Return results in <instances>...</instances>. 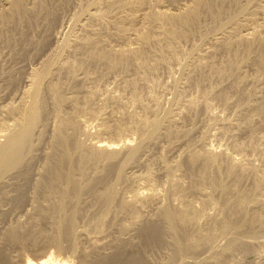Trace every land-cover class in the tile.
Returning <instances> with one entry per match:
<instances>
[{"label": "bare ground", "instance_id": "1", "mask_svg": "<svg viewBox=\"0 0 264 264\" xmlns=\"http://www.w3.org/2000/svg\"><path fill=\"white\" fill-rule=\"evenodd\" d=\"M28 1L2 0L0 7V37H3L4 41L8 38L5 30L10 25H20L18 27L24 31L23 27L21 29V24L27 22L29 16L34 18V23L39 20L48 21L50 12L55 10L52 7V9L50 8L51 11H49L50 9L48 10L47 8L51 4L46 7L47 3H44L43 0H34L33 7H29ZM47 1L45 0V2ZM65 1L67 0L63 2ZM82 1L80 0L79 2L81 3ZM160 1L90 0L79 11V14H76V17L74 15L75 18L73 17L72 19L73 24L79 25V31H73L74 33H70V36L67 34V38L62 36L63 38L59 39L60 37L58 36V40H60L58 42V52L56 50L57 53L54 52L55 55H51L52 57L42 68L38 66L31 69L30 72L28 71L29 73L26 76L28 87L23 91L17 104L7 105V108L4 109L9 118L0 120V137L4 138L2 141L0 140V201L6 202L8 200L7 202L10 201L11 206L20 205L18 202H22V198L26 196L25 189L21 186H14L16 194L11 196L9 192L13 186L9 183V177L16 173L24 175V172L26 173L27 171L23 167L25 165L28 166L31 157L34 156L36 158V151L41 148L43 141L48 139L50 150L45 155L43 171L39 172L40 178L34 184L36 193L47 204L39 207V219L35 218L36 215L33 216L32 221L29 219L32 225H28L26 222L21 223L22 221L19 223L18 221L5 230V233H1L4 234L2 239H5V241L19 243V240L21 241L24 237V240L29 238L30 240L28 239L27 241L35 244L37 240L40 241L41 239L43 242L40 243H54L61 249L63 239H65L64 242L67 239L72 250H78L77 248L80 247L81 258L78 264H154L156 263H152L154 259H151L152 261L150 262L149 258H152L149 257L150 252L155 251L156 248L166 247L167 249L172 247L170 252L173 253H170L169 257L168 255L166 256L167 253H164L168 258L165 261L164 259L161 260L163 261L161 263L158 259V264H224L236 252H244L247 255L256 251L252 249V247L254 248L253 242L248 241L249 239L244 240L243 236L241 238L238 235V238L234 234H246L245 237L254 236L258 238L257 235L264 233V179H258V177L251 184L248 183L251 185L249 188L246 186L247 184L245 185L247 188L243 186L246 177L252 173L255 174L254 172L258 167L252 164L251 161L247 163L242 160V162L237 160L234 155H226V151L218 153L213 147H210L211 145L201 150L188 146V148H184L185 150L180 149L181 151H177L175 160L169 159L170 161L168 162L158 154L161 157L158 160L155 159L157 161L156 164L159 167V172L166 178L164 187H159L155 184L156 174L154 175L153 170H149L150 164L155 162L149 156L153 147L156 144V147H158L160 141L165 140L167 145H161L160 149H157L167 151L170 154L175 150L179 140H185L191 130H183L181 125L176 124L177 122L175 123L172 120L169 110L164 111L163 109V112H161L159 108L161 103L157 99H150V103L144 102L146 100L140 97L144 91L141 92L142 89L140 90L141 86L139 83H143L144 79H152L159 64L163 62L165 64L167 60L171 63L170 59H175L181 66L183 78L187 83L191 79L197 80L193 79L195 76L196 78L199 77L201 85H203V81L211 83L215 78L219 81L222 79V82L220 81L221 85L217 84L215 87H218L214 89L212 88L214 86L209 87L210 91H208L207 86L212 84L208 85L205 82L208 90L201 92V95L209 96L212 91L216 90V93L214 92L216 96L212 93L214 97L217 98L218 96L227 105L231 102L228 103L224 94L229 93V87L238 90H231V92H236L235 94L239 92L240 94L239 90L244 86L242 84L252 79L257 84L258 89L253 91L255 93L252 96L249 95L251 93L250 90L245 91L243 89L245 93L250 92L247 97L248 101L245 98L247 101L245 105L242 101L243 97L241 100L237 95L240 100L237 105H240L241 101L243 102L241 114L237 113L241 116L239 126H243L246 129L245 131L251 134L255 125L262 123L255 122L253 115L264 112V25L251 27V32H246V30L242 32L243 28L241 26H238L239 28L235 26L234 28V24L232 26L227 25L231 24L232 21H236V19L239 21L246 10L247 6H244V4L243 6L239 5L241 0H192L184 10H180L181 12L179 11L178 13H172L166 8L161 9L160 3L162 2ZM213 1L218 6L216 12L211 9ZM70 2L72 3L69 0V4ZM157 2L160 8L156 7L158 9H155L153 6ZM52 3L54 5L57 2ZM57 11H60V8ZM201 11L202 13H209L211 17L209 23L215 31H213L214 29L212 30L213 32L209 31V33H213L209 36L206 31L207 35H201L200 37L201 32L204 34L205 30H209V23L207 21V29L204 31H201L200 27L202 26L198 24L199 27L197 26V29H200L199 31L201 32L197 34L203 39H200V44H193L194 47L190 44L193 47L191 52L189 51L190 55L186 52L188 56L180 58L182 53L179 51L181 48L179 44L181 42L179 43L178 40L189 41L191 35L189 33L194 31L188 26H192L193 23L197 25L198 19L202 18ZM56 12H53V14L58 13ZM199 13L201 15L198 18ZM222 13L228 14V22L223 23L222 20H218L219 17L221 19ZM55 14L53 15L54 17ZM262 14H264V11ZM56 16L61 17V14ZM207 17L209 16L207 15ZM53 20L55 21V18ZM238 21L235 24L240 23ZM50 27H52L51 24ZM187 28H189L188 33ZM192 28L194 27L192 26ZM24 32L27 33L28 30ZM26 33L24 34L26 35ZM195 34L192 35L194 36ZM23 38L26 37L24 36ZM3 40L2 42H4ZM16 40L18 41V39ZM9 41L10 39L7 42ZM24 42L26 43L24 45L27 46L28 41ZM22 43L21 45H23ZM6 44L8 45V43ZM12 45L15 47V44L12 43ZM10 48L12 49V47ZM12 52L13 54H11L14 55V49ZM70 57H74L75 61ZM93 67H101L103 69L100 68L102 72H99L101 74L100 77L92 74ZM249 67L252 72L254 69L253 77L250 76L253 73L249 74V71H247ZM117 70H119L120 74L121 72L124 74L120 75L122 78H116L117 82L121 83V87L124 84L122 88L125 91L130 89L133 92H130V94L134 96V99L138 98L135 101L132 97V103L134 102L137 105L136 103L140 102V98L143 100V102H140L143 111L141 109L138 113L127 109V105L120 101L121 95L119 93L116 94L117 92L114 93L115 91L113 93L111 91L110 94L107 93L108 95L105 94L106 96L101 98L102 103L100 105L94 103L96 86L100 85V81L105 80L112 72H117ZM96 71H93L94 74H98V71L95 73ZM7 73L11 74L10 71ZM226 77L228 82L223 80ZM211 78L213 79L211 80ZM232 78L234 81H229ZM64 79H67V82L68 79H71L70 81L78 80V82L81 80L83 81L82 83H90L92 85H89L92 89L85 90L86 102L84 101V106L82 101V104L81 102L79 103V97L77 93L74 94V90H67ZM12 80L15 81V79ZM141 80L142 82H140ZM223 81L227 84L224 85ZM191 83L193 82L191 81ZM145 84L148 85L146 82ZM118 86L120 87V85ZM197 89L200 90V88ZM243 90L242 92H244ZM201 91L203 90L201 89ZM148 93L149 91L146 93L147 96ZM198 93L200 94V91ZM150 96H153V94H150ZM194 99L186 100V103L184 102L185 107H183L185 109L179 110L180 113L187 114L195 104L198 105ZM79 104L82 106L80 107ZM66 107L75 108L76 111L65 115L63 110ZM86 114L96 117L95 126H97L96 128L100 134L102 132L112 133L121 136V138L118 140H95V138L94 141L91 140L89 143L81 140L79 134L88 133V125L87 123L86 125L84 124L82 118ZM189 114L192 115L190 112ZM183 118L185 119V117ZM92 122L94 123V121ZM220 122V133L229 138L234 144V134L231 133V128L234 127V124L228 119H223ZM263 124L261 125L263 126ZM183 128L185 129V126ZM133 131L139 134L138 144L133 143L130 135L127 134ZM125 134L127 136L123 137ZM234 146L239 147L240 145ZM260 152L262 156L260 158H263L264 161V150L258 153ZM225 155L227 157L225 159L222 158ZM221 158L226 162L225 176L227 177V183L222 180L224 184L217 181V174L215 175V170H217L215 169L216 163ZM182 162L183 165L186 164L188 166L191 179L196 178L198 183L202 185L203 183L210 184L214 188H212L214 193L206 192V188L204 189L202 186L197 187L198 183L193 184L192 182V184L187 185L181 175L174 173L177 168L183 166ZM131 166H145L149 167V169L139 175L137 174L138 176H129L126 173V169ZM258 171L259 169L257 173ZM219 172L221 173V171ZM25 177H27V173ZM252 179L248 180L247 178L249 182ZM123 180L135 184L128 196L122 195L118 190L119 188L117 189L115 185V183L123 182ZM7 187H10V191H8ZM85 194L91 198L92 204L98 203L99 205L104 203L106 205L102 217L104 218V224L114 211L121 215L115 217L114 220L108 219L110 223L107 222V224L109 223L111 234L110 231L105 230L103 227L99 229L101 222L98 225L99 231H96L97 234L92 229L95 233L94 235L76 228L78 226L76 225L78 223L75 217L76 213L71 206L70 210L72 209V211H70L68 205L77 204V201L80 202L81 197L83 200ZM197 194L201 195L202 199V206L198 208L189 200L190 195ZM216 195L219 197L220 206H217L214 202L217 198L212 199ZM169 199H175L178 204L172 205V208L170 205L169 208L167 204ZM79 205L81 207V203ZM82 207L84 206L82 205ZM93 207L98 206L95 205ZM208 207L216 212L214 214L207 213L206 209ZM82 211L81 213H83ZM78 212H80V209ZM98 213H101V211H98ZM1 214L3 213L1 212ZM89 215L92 216L91 212ZM77 216H79V213ZM99 216L97 215V217ZM201 218L206 219V221L204 219L206 224L201 225L199 223ZM96 219L98 220V218ZM91 224L90 221V227ZM93 224L96 223L93 222ZM218 235L231 236L227 239L228 242L224 247L216 248L215 250V246L212 243L213 241L215 242V237ZM5 252L0 248V264H67L65 260L61 261L53 254H46V256L35 261L28 258L24 263H18ZM197 253L207 254L204 257H200L202 258L200 261H188L185 259L187 258L185 256H191L190 254H196L195 256H197ZM183 254L185 255L183 256ZM150 255L153 256V254ZM181 255L185 260L180 259Z\"/></svg>", "mask_w": 264, "mask_h": 264}, {"label": "rangeland", "instance_id": "2", "mask_svg": "<svg viewBox=\"0 0 264 264\" xmlns=\"http://www.w3.org/2000/svg\"><path fill=\"white\" fill-rule=\"evenodd\" d=\"M48 1L45 2V0H43L44 3H47L45 5L46 7H47V5H50V4L52 5V6L51 5L48 6L49 8H47V9L48 10L50 8L52 9V7H53V9H55L53 11H51V9L49 10L51 12L49 14L50 16L48 18V21L47 20H41V21L39 20L37 23L35 22L36 23L35 24L34 23V18L32 16H29L28 17L29 21L31 19L32 20L29 22L28 19H27V22L21 24V29L23 27L25 30H28L27 33L24 32L25 30L22 31L23 29L20 30V28L18 27L20 25L15 26L16 24L15 25L12 24L5 30L6 33H7L6 35L8 36V38H6V41L3 40V37H0L1 38L0 39V120L9 118L7 112L4 109L7 108V105L9 106L10 104H17L18 103L17 101L21 97L23 91L25 90V88L28 87L27 86L28 85V81L26 79V76L28 75L27 73H29L31 69L37 68L38 66H40L42 68L49 61L50 57H52L53 55H55V53L58 52V49H59V47H58L59 43L58 42L60 41V40H58V38L59 37H60L59 39H62L63 37L67 38L70 33H74L76 31H79V28H78L79 25L77 24L78 25L77 26L75 23L73 24L72 19H73L74 15L76 17V14L77 15L79 14V11H81V9L84 7V5H87L90 2V0H85V1L83 0L81 2L82 3L81 4L79 2L80 0L79 1L78 0H70V1H72L73 4L71 2L69 4V0H67L68 2L67 1L63 2L64 0H62V1L61 0L60 1H58V0H54V1L53 0H48ZM73 1H75V2H73ZM52 2H54V3L57 2V3L53 5ZM76 2H79V3H76ZM160 2H162V3L164 2L163 4L160 3L161 4V6H160L161 9H165L166 8L167 10L171 11L172 13L173 12L178 13L180 10L181 11L184 10L187 7V5L192 2V0H163V1L161 0ZM33 3H34V0H29L28 1L29 7H31V6L33 7ZM1 4H2V0H0V7H1ZM63 4H64V6H62ZM158 4L159 3L157 2L156 5H154L153 7L155 9L160 8L158 6ZM243 4H244V6H247V8L244 11L243 15L240 17L239 21H238V19H236V21H232L231 24L229 23L227 25H229V26L231 25L232 26L234 24V26H233L234 28H235V26H237V28H239L238 26H241L243 28L242 32H245V30H246V32L247 31L251 32V29H252L251 27L254 28V26H257V25H262V24L264 25V14H262V12L264 11L263 10L264 9V0H257V1L256 0H251V1L241 0L239 5L243 6ZM247 4H249V5H247ZM55 5H57L58 7L55 6ZM211 5H212L211 9L215 10V11H213V10L212 11L216 12V10L218 8L217 4H215V2L213 1V3ZM59 6H61V7H59ZM156 7H158V8H156ZM59 8H60V11H57V10H59ZM247 9H249V10H247ZM53 12H56L58 15L61 14V17H59V16L57 17L56 16L57 14H55V13H54L55 14V17H54L53 16L54 15ZM203 12H205V11H203ZM201 13H202V11H201ZM201 13H199L198 18L200 17ZM206 13L207 12L202 13V15H201L202 18L198 19L197 25H196V23H193V25L191 24L194 28H192V26H190V25L188 26L194 31V32H190L189 33V34H191L190 35L191 42H190V39H189V41H186V40L184 41L182 39L178 40L179 43L181 42L179 45L182 48V49L181 48L179 49V51L182 53L181 54L179 52L181 54L180 58L182 56H184V57L188 56V54L190 55V52H191V50L194 47L193 44H195V45L196 44H200L201 40L203 39V38H200L201 35L205 36V35H207V32H208V36H209V35L213 34L212 33L213 31H215V29L213 28L214 29L213 30L212 26L209 23L210 22L209 20H211L210 19L211 18L210 15H209V13H207V14ZM223 14H225V13L221 14L222 17L223 16L224 17L223 18L221 17V19L219 17L218 20H222L223 23H226V22L229 21L228 20L229 17H228L227 13L225 14L226 16L223 15ZM207 15L209 17H207ZM53 18H55V21L53 20ZM50 19L53 20L55 23L53 21H51ZM49 20H50V23H49ZM207 21H208L209 24L207 23ZM237 21L240 22V23H236L235 24V22H237ZM201 22H202V24H200ZM29 23L31 25L30 27H29ZM52 23H54V24H52ZM241 23L244 26H242ZM50 24H51L52 27H50ZM198 24L200 26H202V27H200L201 31H204L205 29H207L206 26L208 24L209 25L208 26L209 30L208 29L205 30V32L203 34V32L199 31L200 29L199 30L197 29V26L199 27ZM25 25H26V27H25ZM71 25L73 26V28H72ZM29 28H30V30H29ZM187 29L186 30H187V33H188L189 28H187ZM196 29H197V32H196ZM29 31H31V33H29ZM209 31H212V32L209 33ZM20 32H22V33H20ZM199 32H201V34ZM24 33H26V35ZM197 33L200 34V37H199V35ZM22 34H23V36H22ZM29 34H31V35H29ZM63 34H65V35H63ZM192 34H195V35L193 36ZM24 36L26 38H23ZM27 36H29L30 38L27 37ZM192 36H193V38H192ZM31 37H32V39H31ZM8 39H10L9 42H7ZM16 39H18V41ZM2 40L4 42H2ZM13 40H15V41L12 42ZM26 40L28 41L27 42V44H28L27 46H25L26 43L24 42ZM5 42L8 43V45ZM12 43L15 44V47H14V45H12ZM21 43L23 45H21ZM23 46H25V47L23 48ZM10 47H12V49ZM13 49H14V53H15L14 55H12L13 54V52H12ZM56 50H57V52H56ZM183 53H184V55H183ZM70 58L73 59L74 57H70ZM170 60L172 61V62L170 61L171 63H169L168 62L169 60H167L165 64H163L164 63L163 62L162 64H159L157 66L156 72H154V76L152 77V79L148 78L150 82L147 81L148 79H146V80L144 79L143 83H141V84L139 83V85L142 87V88L140 87V90L142 89L141 92L144 91V92L141 93L143 95H140V97L142 99L146 100L144 102H147V103H150V101H151L150 99H157V101L159 103H161V104H159V108H160L161 112H163V109H164V111L165 110H169L171 112L172 120H174L175 123L177 122L176 124L181 125L182 126L181 128L183 130L190 129L191 132L185 138V140L184 139L179 140V142L175 146V150L172 153L169 154V153H167V151H162V150H158L157 149V148L160 149L161 145L162 146L163 145L164 146L167 145L165 140H163L162 142L160 141V144L158 142V144H159L158 147H156L157 144L153 147L154 150L152 149V151H151L149 156L152 157L153 160H155V159L158 160L162 156L163 159H165V161L168 162V161H170L169 159L175 160V157H177V151L179 152V151L183 150L184 148L186 149V148H188V146H190L193 149H200L201 150V149H204L205 147L211 145L210 147H213L218 153H224L226 151L225 152L226 155H234L237 158V160H240V161L243 160V161H245L247 163H248V161L249 162L251 161L252 164H254L255 166L258 167L257 168V170L259 169L258 173H257V170H256L254 172L255 174L252 173L253 175L250 174V175H248L246 177V180L244 181V184H243V186L245 188H247V187L249 188L251 186L249 184H251L253 182V180H255V178L259 177L258 179H264L263 178L264 177V163H263L264 161H263V158H260L261 152L258 153L259 151L264 150V124H263L264 123V112L262 114L261 113H255V115H253V118L255 119V122H257V121H258V123L262 122L261 124H263V126L261 124H256L255 127H257V128L254 127L251 134L249 132L245 131L246 129L243 128V126H241V127L239 126L240 125L239 122H240V119H241V116L239 114H241V109H242L241 106L243 105L242 103L244 102V105H245V103H247V101H248L247 97H248V94L250 92L251 93L249 95H251V96L254 95L255 92H253V91L258 89L257 84H255V82H253L252 79H249L248 81H246L245 82L246 84L245 83L242 84L244 86H243V88L241 87L242 89L239 90L240 94H241L243 89H245V91H249L250 90V92H248V93L246 92L245 93V91L243 90L244 92H242L241 97H240L239 92H237L238 94H235L236 92L233 93V91L231 92V90H235V91H238V90H236L233 87H231L232 89L229 87V89H228L229 93L228 94H224V97L226 98V100H228V103L231 102V103H229L231 105H229V104L226 105V103L223 102L218 96H217V98L214 97V95L216 96V94H215L216 90L214 91L215 93L212 91V93H214V95L212 93H211L212 95L210 94L211 96L210 95L207 96L204 93H202L204 95H201V92H205L204 90H206L207 87L209 89V90L208 89L207 90L210 91L211 90L210 88L212 86H214V87H212L214 89V88L218 87V86L215 87L217 84L221 85L220 81L222 82V79L219 81V80H216L217 78H215V79L211 78V80L213 79L212 82L210 80L211 83H208L207 81H203L202 80L203 81V85L205 84L203 86V85L200 84L199 77L196 78V76H195L193 79H197V80H192L191 79L190 81H188L189 83H187L184 80V78H183L184 75L182 74L183 71H182L181 66L176 62L175 59H170ZM73 61H75V59H73ZM94 68L95 67H93V69L91 68L92 69V74L93 75H97V76L100 77L101 74H99V72L102 73L101 72L102 68L101 67H97L95 69ZM246 69H248V68H246ZM250 69L251 68L249 67V69L247 70V71H249V74L254 72V69H253V72L251 71L252 69L251 70ZM96 70L98 71V74H94L93 71H96ZM204 70H206V69H204ZM8 71H10V73L12 75L8 74L7 73ZM97 71L95 73H97ZM118 71L119 70H117V72H114V73L112 72L110 76L107 75L108 77L106 76L107 78H105V80H103L104 79L103 78L102 79L103 81H100V85L96 86V92L94 93L95 94L94 95L95 96L94 103L96 105H100L102 103L101 98H104L106 95L110 94L111 91H112V93L115 91L114 93L117 92L116 94L119 93L121 95L120 101L123 104L127 105L126 106L127 109H129L130 111H136L138 113H139V110H141V109L143 111V108L141 107V104H140V102H143V100L140 98V102L136 103L137 105H135L134 102H133L134 103L133 104L132 103V97L134 99V96H131V94H130V92H132V91H130V89H127L125 91V89L122 88L124 86V84H122V87H121V83H119V81L117 82L116 78L117 79L122 78V76H120V75L123 73V72H121V74H120V72H118ZM205 73H206V71H205ZM122 75H124V74H122ZM80 76H82V75H80ZM250 76L253 77L254 73L252 75L250 74ZM228 78H230V77H228ZM249 78H251V77H249ZM12 79H15V81H13ZM64 80H65V82H64ZM64 80H63V82H64L65 87L67 88V90H71V91L74 90V94L77 93V95L79 97V103L82 101L83 104H82V102H81V104L84 106V104L86 102V100H85V92L86 91L85 90L86 89H92V87H90L92 85L90 83L89 84L88 83H82L83 81H81V80L79 82H78V80L77 81L76 80L70 81L71 79L70 80L68 79V82L66 81L67 79H64ZM223 80L224 81L226 80V82H228L227 81V77L224 78ZM230 80H231V82L234 81L233 78L229 79V81ZM152 81H154V82H152ZM191 81L193 83H191ZM196 81H198L199 83L196 82ZM140 82H142V80ZM145 82L148 85H146ZM205 82H207L208 85H211V84L212 85L211 86H207V83H205ZM214 82H216V83H214ZM217 82H219V83H217ZM116 83L118 85H120V87L122 89ZM149 83H150V85H149ZM226 84L227 83L224 82V85H226ZM142 85L145 86V87H143ZM228 85L231 86L230 83H228ZM146 86H147V88H146ZM197 88H200V90H198ZM123 89H124V91H123ZM201 89L203 91H201ZM148 91H149V93H148V96H147L146 93ZM199 91H200V94L198 93ZM225 93H227V92H225ZM150 94H153V96H150ZM230 95H232V96H230ZM237 95H238L239 99H241L243 97L242 98L243 100L241 99L243 102L241 101V103H239L240 105H237L238 104L237 102H240V100L238 99ZM242 95H244L245 97L242 96ZM142 96H145V97H142ZM154 96H156V97L154 98ZM204 96L208 97V98H206L207 101H206ZM228 97H231L232 99L228 98ZM245 98H246L247 101L245 100ZM191 99H194L197 102V104H198V105L195 104L194 107L189 111L192 115H190L189 112L187 114L180 113V111L185 109V108H183V107H185L184 106V102L186 103V100L188 101V100H191ZM219 99H220V101H219ZM135 101H137V100H135ZM138 103H139V105H138ZM81 104H79L80 107L82 106ZM138 106H139L140 109L138 108ZM238 106H240L239 107L240 109L238 108ZM193 109H194V111H193ZM106 110H108V108H106ZM63 111H64L63 114L66 115V114H69V113H73L76 110H75V108L73 109L71 107H66L65 110H63ZM142 111H140V112H142ZM178 113H179V115H178ZM237 113H239V114H237ZM181 115L183 117H185V119ZM82 118H83L84 124L86 125V123H87V125H88V133L87 134H86V132L80 133L79 134V138L81 140L86 141L87 143H89L91 140L94 141L95 138H96L95 140H97V139L118 140V139L121 138V136H118V135L112 134V133H103L102 132L100 134L98 129L96 128L97 126H95V123L97 121V120H95L96 117H93L92 115L90 116V115L86 114V116L85 117L82 116ZM223 119H228L229 121H231L232 124H234L233 125L234 127L231 128V133L234 134L233 136H234L235 143H237L238 145L235 144V143L232 144V142L230 141L229 138L225 137L224 135H222L220 133L221 124H222V122H220V121H222ZM92 121H94V123ZM184 126H185V129L183 128ZM84 127H86V126H84ZM127 134L130 135L131 139L133 140L132 141L133 143H136V144L139 143V141H138L139 140V136H138L139 134L136 131L129 132ZM127 134L123 135V137L127 136ZM248 134H250V135H248ZM251 136H253V137H251ZM3 139H4L3 137H0L1 141ZM47 142H48V139L43 141V143L41 144V148L39 150H37L36 153H35V157L36 158H34V156L31 157V159L29 160L30 164L28 163V166L25 165L23 167V169L27 171L26 172L27 173V177H25L26 176L25 172H24V175H18V173H16L17 175L13 174V175H16V176L12 175V177H9V183H10V185L13 186V187L10 186L12 188L11 191H10V187H7L8 191H10L9 194L11 196L15 195L16 194V190L14 192V188H15L14 186H16V187L17 186H21L22 188L25 189L24 191H25L26 194L25 193L24 194L26 196H24L25 198L23 197L24 199L22 198V202L23 203L21 201L18 202L20 205L17 203L19 206H15V205L11 206L12 204L10 203V201L7 202L8 200L6 202L5 201H2V202L0 201V210L3 213V214H1V212H0V214H1L0 215V237H1V239H2V237H4V236H2L4 234H1V233H5L6 232L5 230H7L12 224H14V223H16L18 221L20 223V221H22L21 223L26 222L29 225V224H31V222H29V219H31V221H32V218H33L34 215H36V217H35L36 219H39L40 218V215H39V212H38L39 211V207L47 204L46 201L42 200V197L38 193H36L37 192L36 188L34 189V187H36L34 184H36V182L40 178V173L39 172L43 171V166H44V162H45V160H44L45 159V155H46L47 151L50 150L49 149L50 147H48L49 146V142L48 143ZM192 145H193V147H192ZM234 145H236V146L240 145V146L239 147H235ZM165 152H166L167 156H166ZM162 153H164V155H162ZM158 154L161 155V156H159ZM226 155L223 156L222 158L225 159L227 157ZM164 156H165V158H164ZM222 158H221V160L218 159V161L216 163L215 169H217V170H215V175L217 174L216 175L217 178H218L217 181H219L220 183L222 182V184H224L225 181L227 183V180H226L227 177L225 176L226 175V172H225L226 171L225 170L226 169V166H225L226 162H225V160H222ZM156 160H155V162H152L153 164H150V166H149L150 169H149V167L147 168L145 166L144 167H142V166H131V167L126 169L127 170L126 173L129 176H138L139 174L147 171L148 169L150 171L153 170L154 175L156 174L155 175V184H157L159 187L162 188L165 185V179L166 178H165V176H163L161 174V172H159V167L156 164V162H157ZM223 162H224V164H223ZM182 165H183V162H182ZM176 170L174 171V173L181 175L183 177V179H184L183 181L187 185L192 184V182H193V184H197L198 183L196 178H194V177H193L194 179L190 178L191 173H189L190 170L188 169V166L186 164L183 165V166H180ZM219 171H221V173ZM223 174H224V176H223ZM251 176H252L253 179L251 178ZM247 178H248V180H250V179H252V180L249 182L247 180ZM222 180L223 181L225 180V181L223 182ZM115 185L117 186L116 187L117 189L119 188L118 190L122 193V195H125V196L126 195L127 196L130 195L131 189H133V187H135V184L128 183V181L126 182L125 180H123V182L121 181L120 183L117 182V184L115 183ZM196 186L197 187H201L202 186L204 189L206 188V190H205L206 192H209L211 194L214 193L213 186L211 187V185L208 184V183H205V184L203 183V185L198 183ZM29 188H30V190H29ZM200 196L201 195L197 194V195H193V196L190 195V197H189V200L191 202H193V205L196 206L197 208L202 206V201H201L202 199H201ZM213 197H212V199L217 198V200L216 199L214 200L215 204H217V206L218 205L220 206L219 197L217 195L213 196ZM86 199H89V200H86ZM86 202H88V203H86ZM37 203H38V205H37ZM80 203H81V207L79 205ZM82 203H84V204H82ZM100 204L103 205L102 206L103 208L100 207L101 206ZM100 204L99 205H98V203L92 204L91 198H89L85 194L83 200H82V197H81L80 202L77 201V204L76 203L70 204V205H68L69 208L68 207H66V208H68L70 210V206H71V208L75 211V213H76L75 217H76V220H78V223L76 224L78 226H76V228L78 230H80V231H84L85 230L86 232L94 235L95 234L94 231L95 232L99 231L98 230V225L101 222L100 223L101 225H100L99 229L103 227V228H105V230L110 231V234H111L112 232H111V229H110V226H109V223H110L109 220H111V219L114 220L115 217L121 216V215H119L117 211H114L112 213V215H110L112 218L109 217L108 218L109 220L107 219L106 223L104 224V218H102V217H103V213H104V211L106 209V205H104V203L103 204L100 203ZM167 204H168L169 208H170V205H171V208H172L173 207L172 205H177L178 203H177V201H175V199H169ZM82 205L84 207H82ZM95 205L98 206V207H93ZM73 206H76V207H73ZM96 208H99V209L101 208L100 210L97 209L99 212L101 211V213H98ZM72 209L70 211H72ZM77 209L78 210L80 209V212H78ZM210 209H211L210 207H208L206 209L207 213L214 214V212H216L215 210L213 211V209H211V210ZM81 211L83 213H81ZM92 211H94V212H92ZM90 212H91L92 216L89 215ZM78 213H79V216H77ZM80 214H81V217H80ZM31 215H32V217H31ZM97 215L98 216L101 215V216L97 217ZM29 217H31V218H29ZM35 218H34V220H35ZM96 218H98V220ZM204 219L205 218H203V219L201 218L199 220V223L201 225H204V223L206 224V222H205L206 219H205V221H204ZM90 221L92 223L91 227L89 225ZM93 222L96 223V224H93ZM107 222H109V223L107 224ZM40 223H42V222L40 221ZM93 225H95V226H93ZM39 226H38V228H39ZM95 229H97V230H95ZM96 234H97V232H96ZM113 234H115V233H113ZM231 235H229V237ZM235 235H237V237L239 235V236H241V238L243 236L245 238L244 240H248L249 239L248 241L253 242L254 248L252 247V249L256 250V251H254V253H256V254L254 255V253L252 252V254L248 253L246 255L244 252H236L232 256H230L228 258V260H226L224 262V264H235V263L236 264H262V263L264 264V233L262 232V233H260V235H257L258 238L254 237V236H250V235H248L250 237H245L246 234H244V235L243 234L242 235L234 234V236ZM216 237H215V242L213 241V243H212L213 246H215V248H214L215 250H216V248L220 249V248L224 247L227 244V242H228L227 239H229V237L226 236V235L225 236L224 235L223 236L222 235L221 236L218 235ZM25 238H27V237H25ZM1 239H0V245H1L0 248L3 249L4 252L6 251L5 253H7L9 255V257H11L13 260H15L18 263H22V262L24 263L28 258L33 259V261H35V260H37V259H39L41 257L46 256V254L47 255L48 254H53L58 259H61V261L65 260V262H67V264H78L79 260L81 258L80 257V255H81L80 254V249H79L80 247L77 248L79 251L78 250H72V248L70 247V243H69V241L67 239H66L65 242H64L65 239H63V242H62L63 245H61L62 246L61 249H59L60 247L58 245L54 244V243H49V242L47 244L40 243V242H43V241H41V239H40V241L37 240V242L34 241L36 245L33 242H31V241L30 242L27 241L29 238L24 240V237L22 238L23 241L19 240V243H9V242L5 241V239H2V240ZM25 241H27V242H25ZM168 247H170V246H168ZM171 249H172V247H171ZM171 249L170 248L167 249V247H166V248H156L155 251H151L153 253L150 252V254H153V256H151L149 254V257H152V258H149L150 262L153 259L154 260L152 261V263L156 262L157 264L159 262L160 263L163 262V261H161L163 259L165 261L173 253V252H170V251H172ZM161 253L163 254V257H165V258L162 257ZM164 253L165 254L167 253L166 256L168 255V257H166L164 255ZM159 254H161V255H159ZM197 254H198L197 256H195L196 254L195 255L190 254L191 256L186 254L188 256H185V257H187L185 259H187L188 261H194V260L195 261H200L202 259L200 257H204L207 253H201V254L197 253ZM184 255L185 254H183V256ZM183 256L181 255L180 259L185 260ZM180 259H178V260H180ZM156 263H154V264H156Z\"/></svg>", "mask_w": 264, "mask_h": 264}]
</instances>
